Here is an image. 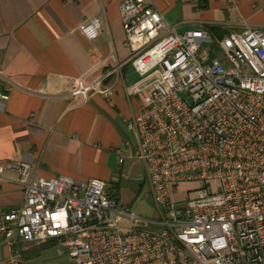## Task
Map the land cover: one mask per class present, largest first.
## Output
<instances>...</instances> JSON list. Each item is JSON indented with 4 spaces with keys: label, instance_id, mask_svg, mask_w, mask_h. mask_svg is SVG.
I'll list each match as a JSON object with an SVG mask.
<instances>
[{
    "label": "built area",
    "instance_id": "2783aa9c",
    "mask_svg": "<svg viewBox=\"0 0 264 264\" xmlns=\"http://www.w3.org/2000/svg\"><path fill=\"white\" fill-rule=\"evenodd\" d=\"M120 14L140 77L130 90L142 101L126 126L155 216L124 208L101 179L34 178L27 160L0 164V183L12 171L22 193L0 209L6 264L45 242L68 264H264V28L245 22L216 39L203 28L177 32L154 0H122ZM101 26L98 14L79 29L93 39ZM122 65L80 79L70 95L109 97L113 86L100 83ZM12 88L0 67V100ZM182 182L196 186L175 200Z\"/></svg>",
    "mask_w": 264,
    "mask_h": 264
},
{
    "label": "crops",
    "instance_id": "0c3cea01",
    "mask_svg": "<svg viewBox=\"0 0 264 264\" xmlns=\"http://www.w3.org/2000/svg\"><path fill=\"white\" fill-rule=\"evenodd\" d=\"M121 1L0 0V67L13 84L9 99L0 100V164L24 159L34 178L67 175L108 181L112 154L121 147L133 153L136 138L132 146L126 122L140 111L142 101L130 90L136 81L125 84L129 66L138 73L127 60ZM154 2L177 32L203 28L216 39L239 31L245 22L264 28V0ZM98 14L101 30L89 39L79 26ZM117 63L123 65L100 83L102 90L113 86L109 97L99 93L81 103L70 95L80 79L89 83ZM131 95L138 101L133 103ZM15 178L14 172L6 171L0 183L1 210L22 200ZM118 193L120 201V189ZM47 246L64 254L50 242L26 251L23 264ZM7 255L0 246V264H6Z\"/></svg>",
    "mask_w": 264,
    "mask_h": 264
},
{
    "label": "rangeland",
    "instance_id": "374dc122",
    "mask_svg": "<svg viewBox=\"0 0 264 264\" xmlns=\"http://www.w3.org/2000/svg\"><path fill=\"white\" fill-rule=\"evenodd\" d=\"M139 78V75L136 74L133 68L129 66L126 71V86H130ZM122 87H124V85H122ZM130 99L131 101H133V103L138 101L135 95H131ZM125 133L127 134L132 146H134V134L126 130ZM120 149L123 150L122 147ZM120 156L124 159L123 163L118 162L119 155L117 153H113L110 158L112 176L110 180L105 181L108 189H112L114 185L112 184L113 182H118L120 189V202L122 206L141 217L153 218L156 212L149 186L147 184V181L145 180L144 164L142 163V161L132 156V154L128 151L126 152L123 150V153H121ZM195 186L196 184L194 183H180L173 193V198L175 200L185 198L188 195L186 189L188 187ZM137 189H139V191H137ZM46 243L48 244L50 242L42 243L39 246H42ZM36 247L38 246L36 245ZM55 248L56 247L53 246H47L46 248H43L42 250H40V253L32 259V261L29 260L30 258H28L26 264H68V257L66 253H64L63 255H58L53 252Z\"/></svg>",
    "mask_w": 264,
    "mask_h": 264
},
{
    "label": "trees",
    "instance_id": "16d2710c",
    "mask_svg": "<svg viewBox=\"0 0 264 264\" xmlns=\"http://www.w3.org/2000/svg\"><path fill=\"white\" fill-rule=\"evenodd\" d=\"M118 190H119V184H118V182H117V183H115V186H114L111 190H108L107 192H108V195H109L110 197H113V198H115L116 200H119V197H118V195H119Z\"/></svg>",
    "mask_w": 264,
    "mask_h": 264
}]
</instances>
